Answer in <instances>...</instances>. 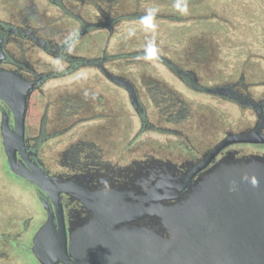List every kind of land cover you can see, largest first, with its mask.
<instances>
[{
	"label": "flooded vegetation",
	"instance_id": "af4514ba",
	"mask_svg": "<svg viewBox=\"0 0 264 264\" xmlns=\"http://www.w3.org/2000/svg\"><path fill=\"white\" fill-rule=\"evenodd\" d=\"M103 1L39 0L38 3L42 4L40 7L45 8L43 12H38L32 8V0H5L7 4L11 3L13 9L0 13V69L15 73L22 80L33 84L25 128L29 159L37 162L50 176L74 184L72 188L76 190L73 192L70 188L71 192H63L60 198L67 228L71 221H92L94 212L106 208H124L129 213L140 210L142 215L139 224L155 228L158 220L156 214L162 209L161 206L190 204L195 194L201 191H205L211 203L227 202L230 207L237 208L238 201L234 194L238 193V185L221 187L215 182L223 181L222 177L206 173L229 154L235 158L264 155L263 143L236 142L217 149L227 138L253 131L261 117L263 123L260 132L264 133V56H257L253 63L252 58L248 57L240 63L239 70L232 73L228 68H216L212 63L215 51L213 48L208 49L209 44L205 42L196 47L194 53L188 52V62L185 64L172 61L158 50H149L144 45L129 47L122 42L112 50L110 41L114 26L131 18L149 22L155 17L140 14L130 18L129 15L112 16L99 4ZM121 1L112 0L111 4L117 5ZM122 3L130 5L127 1ZM85 5L95 8L93 20L85 15L87 12L84 14ZM48 7L60 10L59 23L47 16ZM67 25L71 26L70 32L63 29ZM97 31H108L103 50L94 55L83 54L90 34ZM193 45H197L195 41ZM150 62L158 63L170 71L189 90L234 106L245 114L248 123L241 119L239 126L228 128L225 112L220 113L219 121L210 114L204 117V121H211L217 131L211 133L212 136L204 142L194 143L190 133L173 126L182 123L190 115L187 104L177 96L174 101L169 100V96L160 90L159 82L153 79L143 84L156 92L155 98L151 97L154 106L161 109L157 115L148 116L140 99V88L125 70ZM53 65L58 68L52 70ZM82 69L96 72L97 82L108 90L109 98L112 92L124 93L138 120V127L134 131L129 127L119 128V119H128L130 113L110 109L109 98L107 110L87 109L84 112L78 111L77 105H68V102H73L68 99L65 114L72 119L65 125L49 127L47 110L40 126L28 124L33 97L36 94L44 95V86L49 81L71 76ZM200 71H203V76L198 75ZM4 113L9 117L11 129H14L13 112L0 99V154L4 169L10 178L23 184L27 191L30 188L29 192L38 204L43 219L37 228L34 217L21 219L15 232L0 236V245H23L27 257L31 256L36 262L32 253L33 239L48 218L46 206L54 212V205L47 194L10 171L1 131ZM92 122L97 123V126H76ZM153 135L156 138L151 137ZM58 136H63L61 142H65V145L55 156H49V165L56 167L50 169L41 157L42 147ZM157 136H166V139L159 140ZM18 159H22L20 153ZM206 159L208 163L199 169ZM23 240L26 243H22Z\"/></svg>",
	"mask_w": 264,
	"mask_h": 264
},
{
	"label": "rangeland",
	"instance_id": "374dc122",
	"mask_svg": "<svg viewBox=\"0 0 264 264\" xmlns=\"http://www.w3.org/2000/svg\"><path fill=\"white\" fill-rule=\"evenodd\" d=\"M122 1H127L130 5L125 6ZM122 1L117 5H112V0H105L99 4L112 16L129 15L130 18L132 15L140 14L154 16L155 19L149 22H139L131 18L128 19L129 21L123 20L118 23L114 26V35L110 41L112 50L116 46L119 47V43L122 44V42L129 47L135 44L144 45L149 50H158L172 61L185 64L188 62V52L194 53L197 51L195 48L205 42L209 44L208 49L213 48L215 51L212 63L216 68H228L232 73L239 70L240 63L245 62L248 57L252 58L253 63L257 56H264V0H198L192 3L189 0ZM38 2L39 0H32L31 6L34 10L43 12L45 7H40L42 4ZM11 9H13L11 3L7 4L5 0H0V13H5V10L11 11ZM46 13L59 23L61 15L59 9L48 7ZM84 14L93 20L96 10L94 7L85 5ZM63 29L70 32L71 26L67 25ZM107 34L108 31L103 33L97 31L90 34L83 54L94 55L101 52L103 44L107 42ZM193 41L197 45L194 46ZM56 68L58 67L52 66V70ZM125 72L139 86L140 99L148 116L157 115V111L161 109L156 108L152 100L157 95L156 92H152L149 85L145 87L143 84L150 79L159 82L160 90L165 92V96H169H167L169 100L174 101L173 99L177 96L187 104L190 115L182 123L173 126L190 133V139L194 143L204 142L212 136L211 133L217 131L211 121H204V117L210 114L219 121L220 113L225 112L228 128L239 126L241 119L244 123H248L249 119L244 116L243 112L238 111L232 105L189 90L170 71L165 70L158 63H146L132 67ZM198 75L203 76V71L198 72ZM97 80L98 76L94 70L82 69L71 76L49 81L44 86L45 94L41 96L36 94L32 99L28 124L40 126L42 116L47 110L49 127H54L56 124L65 125L72 119L65 114L68 110L66 107L68 99L73 100V102H68V105H77L78 111L107 110L108 90L102 87ZM109 100L110 109L130 113L128 119H119V128L129 127L131 131H134L138 127V120L124 93L112 92ZM100 103L103 104L99 105ZM76 126H97V123ZM62 137L50 139L42 147L41 157L50 169H56V167L49 165L48 158L55 156L63 149L65 142H61ZM151 137L156 138L154 135ZM157 138L165 140L166 136H157ZM29 190L27 191V188L20 182L10 178L4 169L3 157L0 154V198L3 200V205H0V236L15 232L21 219L28 216L34 217L36 228L41 223L42 212ZM24 242L26 243V240L22 241ZM23 247V245L6 247L1 244L0 264H38L31 256V258L27 257Z\"/></svg>",
	"mask_w": 264,
	"mask_h": 264
},
{
	"label": "water",
	"instance_id": "95a60500",
	"mask_svg": "<svg viewBox=\"0 0 264 264\" xmlns=\"http://www.w3.org/2000/svg\"><path fill=\"white\" fill-rule=\"evenodd\" d=\"M32 88V83L0 69V99L14 115V129L6 113L1 124L9 169L47 194L54 205V212L46 206L48 218L33 239L32 253L39 264H264V155L229 154L206 173L222 177L215 182L221 187L238 185L237 208L211 203L201 191L190 204L161 206L155 228L139 224L140 210L129 213L124 208L96 210L92 221H71L67 228L60 198L63 192L76 191L74 184L50 176L27 152ZM262 123L261 117L253 131L227 138L217 149L236 142L264 144Z\"/></svg>",
	"mask_w": 264,
	"mask_h": 264
}]
</instances>
